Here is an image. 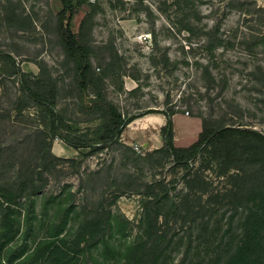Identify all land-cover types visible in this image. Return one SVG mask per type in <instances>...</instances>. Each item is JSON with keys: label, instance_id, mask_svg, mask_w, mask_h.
Segmentation results:
<instances>
[{"label": "rangeland", "instance_id": "374dc122", "mask_svg": "<svg viewBox=\"0 0 264 264\" xmlns=\"http://www.w3.org/2000/svg\"><path fill=\"white\" fill-rule=\"evenodd\" d=\"M241 1L253 4L252 8H264V0ZM230 2L97 0L89 4L85 1L73 18L72 28L78 31L81 21L91 15L95 66L104 59L108 62L122 58L129 72L137 74L141 88L136 92L131 90L138 82L129 76L114 75L106 81L107 97L123 112L147 116L165 112L169 105L179 111L175 115L178 145H191L202 131L198 114L208 115L209 95L201 64L209 62L215 75L228 79L222 97L215 101V116L224 110L233 112L229 125L252 127L264 134V48L248 50L249 43L244 40L250 33L244 25V15ZM60 8V0H0V50L11 53L22 71L31 77L40 76L43 67L45 75L59 84L58 110L82 129L96 127L100 120L90 119L92 116L82 111L72 88L73 70L57 32ZM214 25H219L220 40L219 46L211 50L204 32ZM256 26L264 31L261 22ZM259 65L263 74L259 75L261 80H256L249 73ZM4 68L0 62V185L11 183L17 192L27 175L26 166L39 165L30 150L43 126L36 103L24 92L17 77L4 73ZM190 96L192 109L185 102ZM130 126L119 139L88 157L59 138L53 141L54 156L76 159L81 166L78 170L67 162H58L42 191L17 199L5 225L0 209V264H124L125 247L142 235L139 222L143 192L161 194L166 189L169 199L162 213L171 214L166 228L174 241L161 264H182V261L206 264L205 251L200 249L198 253L195 249V239L203 226L189 229L187 224L175 220L172 206L185 192L187 174H202L211 188L228 186L229 176L238 169L222 172L235 158L220 154L217 147L207 146L188 165H178L155 149L156 130L146 139L153 145L150 148L140 138L131 137ZM236 160H240L239 153ZM89 174H94V179L86 180L81 189V176ZM28 191L25 188L23 194ZM91 211L103 216L110 214L113 225L117 224L110 229L105 221L110 246L107 250L104 244L84 247V241L78 245L83 220ZM228 215L222 217L219 211L213 221L225 224ZM125 218L128 225H120ZM56 233L62 234L56 237ZM222 233L223 230L218 235ZM49 246L42 255L31 257ZM53 249H57L55 254L51 252Z\"/></svg>", "mask_w": 264, "mask_h": 264}, {"label": "trees", "instance_id": "16d2710c", "mask_svg": "<svg viewBox=\"0 0 264 264\" xmlns=\"http://www.w3.org/2000/svg\"><path fill=\"white\" fill-rule=\"evenodd\" d=\"M85 1L60 0L61 8L56 18L57 32L73 70V91L81 103L82 111L91 115L90 119L100 120L96 127L82 129L58 110L59 84L49 75H45L43 67L40 76L31 77L22 71L11 53L0 50V62L5 65L4 73L17 77L24 92L38 106V119L43 126V130H39L41 133H38V140L30 150L39 165L26 166L27 175L24 176L22 187H18L17 192L13 190L11 183L0 185V209L4 225L17 199L23 195L31 197L47 186L48 175L56 170L58 162H67L79 170L81 165L76 159H61L52 154L55 139H61L66 146L88 157L99 148L109 146L119 139L128 125L144 116L123 112L107 97L106 81L111 76H129L137 81L138 86L131 92H136L141 88V84L137 74L129 72L127 63L122 58L108 62L104 59V62L95 66L92 59L94 46L90 38L92 16L88 15L81 21L78 31L72 28L73 18ZM230 5L244 15L243 22L250 33L244 40L249 43L248 50L251 51L254 47L264 48V31H259L256 26L260 22L264 25V8H252L253 4L241 0H231ZM145 10L150 13L148 8ZM255 18L256 23H253ZM218 34L219 25H214L204 32L209 49L215 50L219 46ZM114 50L112 47V51ZM202 68L204 86L209 95L208 115L203 112L198 114L202 119V131L191 145L177 146L173 117L179 111L169 105L168 110L164 112L167 124L160 129L162 147L157 149V152L172 158L176 164L185 166L193 161L204 147H217L220 154L227 153L235 158L222 173H226L230 168L238 169V172L229 176L228 186L223 189L211 188L209 181L198 172L194 175L187 174L184 177L185 192L172 206V215L175 220L187 224L189 229L203 226L195 239V249L198 253L200 249L205 251L206 264H264V134L252 127L229 125L228 119H233L235 115H232L233 112L224 110L220 116H215V101L222 97L228 86V79L225 75H215L210 62L201 64ZM249 74L254 79L261 80L259 75L263 74L262 66L259 65ZM212 92L213 96L209 94ZM191 97L185 100L189 109L193 107ZM167 103L170 104V101ZM237 153L240 154L238 161ZM94 177V174L81 176L80 188L83 189L85 181ZM24 187L29 188L26 194H23ZM143 193V214L139 222L142 235L125 247L124 264H161L163 256L174 241L169 238L166 228L171 214L162 213L163 205L169 199L168 190L161 194L151 190ZM120 195H116V198ZM72 196L75 197L76 194ZM205 196L207 198L204 201ZM159 203H162L161 206ZM219 211L222 212V217L229 213L225 224L220 220L213 221V216ZM109 217L110 214L103 216L98 211L88 213L83 220L78 245L85 241L84 247L90 244H104L106 250L110 248L105 234V221L110 229L115 228L117 224L113 225ZM123 223L128 225L129 221L125 218L120 225ZM222 230V235H218ZM61 234L56 233L55 236ZM189 242L194 240L189 239ZM47 249H50V246L34 252L31 257L40 256ZM57 249L51 252L55 254Z\"/></svg>", "mask_w": 264, "mask_h": 264}, {"label": "crops", "instance_id": "0c3cea01", "mask_svg": "<svg viewBox=\"0 0 264 264\" xmlns=\"http://www.w3.org/2000/svg\"><path fill=\"white\" fill-rule=\"evenodd\" d=\"M173 123H174V131H175V144L178 145V130L175 126V116L173 117ZM167 124V116L164 112L160 113H154L147 116H142L136 120H134L130 125V135L133 138H140V141H143V144L147 147H153L150 140V135L153 130H156V138L158 140L155 141V149H160L162 147V140L160 136V129ZM158 134V135H157ZM189 146V145H188Z\"/></svg>", "mask_w": 264, "mask_h": 264}, {"label": "built area", "instance_id": "2783aa9c", "mask_svg": "<svg viewBox=\"0 0 264 264\" xmlns=\"http://www.w3.org/2000/svg\"><path fill=\"white\" fill-rule=\"evenodd\" d=\"M89 4H94L97 2V0H86Z\"/></svg>", "mask_w": 264, "mask_h": 264}]
</instances>
